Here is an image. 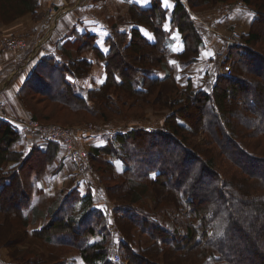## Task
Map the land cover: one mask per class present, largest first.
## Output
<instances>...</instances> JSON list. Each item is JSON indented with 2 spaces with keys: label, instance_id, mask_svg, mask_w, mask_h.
I'll list each match as a JSON object with an SVG mask.
<instances>
[{
  "label": "trees",
  "instance_id": "1",
  "mask_svg": "<svg viewBox=\"0 0 264 264\" xmlns=\"http://www.w3.org/2000/svg\"><path fill=\"white\" fill-rule=\"evenodd\" d=\"M237 1L175 0L170 15L183 44L180 62L188 65L206 43L185 4L192 11L240 5L252 14L251 30L241 34L240 44L227 46L209 91L193 88L192 79L178 87L176 69L167 60L166 11L158 0L148 9L131 5L132 26L112 30L102 47L95 36L84 35L66 62L41 56L18 90L27 120L44 123L56 116L55 109L77 116V123L68 126L74 128L78 148L88 154V173L100 180L106 200L112 193L105 182L112 180L126 185V196L135 193L134 202L111 209L123 237L118 255L127 264H264V0ZM39 6L40 0H0V25L35 15ZM254 43L262 54L245 46ZM133 61L142 70L131 77ZM226 63L230 76L218 70ZM54 71L64 86L61 98L50 99L57 108L36 111L26 89L35 88L37 74L49 77ZM49 84H42L46 91ZM88 118L104 126L88 133ZM98 135L100 144L88 146ZM22 137L18 126L0 118L1 256L8 264H73L75 259L112 264L102 221L106 213L95 205L91 185L71 179V187L52 195L56 191L42 183L69 159L56 140L34 134L28 135L30 147L17 150ZM114 161H120L121 174ZM70 164L77 177L88 174L79 175ZM176 213L186 223L178 221L171 231L161 228L157 216ZM135 231L146 235L148 244L136 239ZM35 241L40 252L33 248Z\"/></svg>",
  "mask_w": 264,
  "mask_h": 264
},
{
  "label": "crops",
  "instance_id": "2",
  "mask_svg": "<svg viewBox=\"0 0 264 264\" xmlns=\"http://www.w3.org/2000/svg\"><path fill=\"white\" fill-rule=\"evenodd\" d=\"M153 1L40 0V6L35 15L27 14L10 25H0V102L6 100L10 104V107L6 110V115L18 114L20 117L22 116L21 118L18 117L19 119L27 120L24 116H27L28 111L19 100L18 90L41 56L49 55L56 60L66 62L67 58L71 56L69 52L75 53V46L79 44L77 38L84 35L95 36L97 44L101 45L109 37L112 30H124L132 26L129 14L131 5L138 6L141 9H148L153 5ZM158 1L161 2L162 8L166 11V21L162 28L169 36L166 39L169 47L168 63L170 57L173 61H179V55L183 51V44L181 43L179 33L171 27L170 16L175 9V0H168V6H165L164 0ZM185 6L192 19L202 28L201 31L206 43V47L204 46V48L199 50L200 54L197 57V61L194 62L195 64L190 63L186 66L188 72L195 69V73H189L185 77L191 78L193 88H196L204 84V82H198L197 80L210 81L214 60L221 53L222 49L225 48V45L227 46L226 43L231 45L232 42H229L228 35L230 33L227 32V27L228 29H238L240 33H245L251 27V16L248 15L246 17L243 7L239 5L232 7L216 6L214 10H207L201 13L193 12L187 4ZM51 7L53 11L47 16ZM240 13L242 14V18L238 20L236 17ZM235 20L236 23H234ZM165 25H168L167 29ZM144 33H147V36L153 40L154 37L151 33ZM15 36H20L29 42L24 52L16 53L3 48V37L14 38ZM65 38H67V41L64 40ZM177 41L181 45V50L175 54L174 44ZM89 53L86 52L84 54L88 55ZM206 53L214 54V56L205 55ZM24 56H26L25 59H23ZM88 58L95 61L92 54H89ZM205 68L208 69L207 75L204 71ZM103 80L104 75H101L99 82ZM94 81L98 82L96 77H94ZM2 119L16 125L11 120ZM145 126L148 125L146 124ZM22 136L21 142L16 145L17 150H25L30 143L28 135L22 134ZM102 140V137L99 135L94 136L91 140L87 141L88 146L98 145ZM116 162L121 167L120 161H114L113 163L116 165ZM66 175L67 172L63 168V171L59 174L49 177L47 182L51 186V189L62 187L63 182L64 185L67 182L65 188L71 187ZM42 185V187L48 190L44 182ZM38 225H40V222L33 228L38 227ZM0 264L8 263L2 257L0 258Z\"/></svg>",
  "mask_w": 264,
  "mask_h": 264
},
{
  "label": "rangeland",
  "instance_id": "3",
  "mask_svg": "<svg viewBox=\"0 0 264 264\" xmlns=\"http://www.w3.org/2000/svg\"><path fill=\"white\" fill-rule=\"evenodd\" d=\"M241 0H238L237 2H240ZM219 7H222V6H227V5H218ZM240 6V5H239ZM243 7V6H241ZM210 8H213V9H210ZM216 8V6H210V7H206V8H196L197 10H194L193 12H197V13H201V12H204V11H207V10H214ZM53 9L52 7L49 9V13L47 16H49L50 13H52ZM243 11H245V16L247 17L248 15L252 16V14L249 12L248 8L246 7H243ZM153 18H154V15H153ZM242 18V14L240 13L236 19H241ZM247 19V18H246ZM251 20H252V17H251ZM166 21V19H165ZM165 21L163 22V25L165 23ZM195 22V21H194ZM236 23V20L235 22ZM251 23V21H250ZM195 24H197L195 22ZM162 25V26H163ZM199 25V24H198ZM263 26H264V23H263ZM227 27V26H226ZM256 27V26H255ZM262 28V27H261ZM251 30V27L249 28V30L247 32H249ZM227 32L230 33L228 36H230L233 32H237L240 34V30H236V29H231L227 27ZM245 32V33H247ZM188 33V32H187ZM243 33V34H245ZM16 38H21L20 36H15ZM169 37V36H168ZM167 37V38H168ZM191 39V38H190ZM167 41V40H166ZM241 41L237 42V43H234V45H238L240 44ZM189 43V42H188ZM227 46L229 45V43H226ZM243 44V43H242ZM244 45V44H243ZM101 47L103 46V44L100 45ZM225 45V48L222 49L221 53L216 57V59L214 60V63L212 65V70H211V78H210V81L209 82H206V80H197L198 82H204V84L201 86V87H196L195 89L201 91V90H205V91H209L210 90V87H211V82H212V78H213V72H216L217 70V67L222 63L224 57L226 56L227 54V47ZM229 46H232V45H229ZM247 47V49H249L251 51V53H258L259 54V45H257L256 43L254 44H246L245 45ZM181 50V45L179 43V41H177L175 44H174V51H175V54ZM261 53V52H260ZM222 54V55H221ZM262 54V53H261ZM26 56L23 57V59H25ZM124 60V59H123ZM122 60V65H125L127 60L125 58V61ZM173 59L170 57L169 59V64L174 66L175 69H176V78H177V85L179 88H183L185 86V84L187 83V80L188 79H191V78H186L185 75L187 76V74H191V73H195V69L191 70L190 72H188L186 70V66L187 65H183L181 64L180 60L177 61L175 60V64L172 63ZM197 61V59H196ZM129 64L132 66L131 68L133 69L132 71L129 70V73L131 74V77H133L134 75H137L139 72H141L140 70L142 69H139V71L134 67V64L135 62H129ZM195 64V63H194ZM219 64V65H218ZM229 65L230 66V63H226L225 65H223L222 67H219L218 70L221 74L224 75L223 73V67ZM216 67V68H215ZM195 68V67H194ZM186 70V71H185ZM205 73L207 75V72H208V69L205 68ZM141 74V73H139ZM138 74V75H139ZM164 74V72H161V75ZM232 75V74H231ZM37 81L34 83L35 88L32 90L30 88H27L26 89V92H25V95H26V99H27V102L29 103L30 106L34 107V109L36 111H40V110H45L44 112L46 111H49L50 109H53L54 107L57 108L54 104L55 103H52L50 101L51 97H60L61 98V91L63 90L64 86L61 85V80H60V77L57 76V73L54 71L52 72V75L50 74L49 77L46 76V73L42 74V75H39L37 74ZM50 78V79H49ZM50 80V81H49ZM48 83L49 86H50V90L46 91V88L45 86H43L42 84L44 85H47ZM63 88H62V87ZM153 96V95H152ZM8 102V101H7ZM9 103V102H8ZM60 108V107H58ZM56 111V116L54 118H50V120L48 121H44L43 124H58V125H61V126H65V127H70L72 128L71 126H68V125H71V124H74V123H77V116L73 115V114H69L67 113L66 110L64 109H55ZM16 116V117H19L21 118L18 114H13V116ZM93 118H88V122L86 125H89V124H95L97 125V127H101V126H104L103 123H93V122H97V121H92ZM71 120L73 122H71ZM70 121V122H69ZM111 120H109L110 122ZM81 122V121H80ZM102 122V121H100ZM85 125V126H86ZM99 125V126H98ZM101 125V126H100ZM86 131V130H85ZM100 131V128L94 132H89L87 131L88 133H96V132H99ZM201 137V136H200ZM39 139H41L39 137ZM38 139V140H39ZM169 143V141L167 142ZM153 144V143H152ZM155 145V144H154ZM132 146V145H131ZM173 146V145H172ZM172 146H168V149H172V150H175V153H178L180 152L178 149H175V147H172ZM25 148V147H24ZM159 150H163V151H166L165 149H163V147L159 146L157 147ZM167 149V150H168ZM89 157V156H88ZM156 158V157H155ZM114 164V163H113ZM187 166H190L188 163H186ZM114 167H115V171L118 173V174H121L123 171H122V167L119 166V163L116 162V165L114 164ZM62 168H64V170L67 172L68 176L66 177L69 181L68 183H70V180L71 179H81V181L84 183V184H90L91 187H92V192H93V199H94V203L95 205L98 206V208H100L104 213H106L103 217H102V221L105 222V225H104V228L106 230V233L108 232V238H107V249H108V254L110 251H112V248H115L116 249V252L119 254V251H118V245L120 244V240H123V237L115 223V218L111 215V213L113 214V212H111V209L113 207L114 204H116L117 206H128V203L127 202H134L133 200V196L135 195V193H127V196H126V190L124 187H126V185H121L120 181L117 179L116 181L112 180L111 182H105V185L108 186L111 190V193H112V200H106V198L104 197L103 193H102V190H100V180L96 181L94 176L92 175H95V173H93L92 175H89V173L85 176H79L77 177L76 175L73 174V167L72 165L70 164V161L68 160H64L63 161V165H62ZM59 171V169H58ZM63 170L61 169L60 172H62ZM93 172V171H92ZM90 181H93V183H91ZM53 183V182H52ZM51 183V184H52ZM67 182H65V185ZM45 186L48 187V190L51 189V186H49L48 182L45 181L44 182ZM65 185H64V182L62 184V187H59V188H54V189H51L53 191H56V192H53L52 195L54 196H58L57 194L59 193V191L63 190L65 188ZM125 190V191H124ZM132 195V196H131ZM126 196V200L124 199ZM116 198V199H114ZM119 198V199H118ZM124 199V200H123ZM110 205H108L109 203ZM113 210V209H112ZM103 213V214H104ZM101 214V213H100ZM182 213H176V214H171L170 216H167V217H164V216H157L158 220H159V225L161 226V228L163 229H166L168 231H171V229H169V227H172V229H176L174 228V226L178 225L177 222L181 220V224H185L187 220H184L183 217L181 216ZM185 215V214H184ZM182 217V219H181ZM121 222V220L119 221ZM123 222H126V221H123ZM179 227V226H178ZM178 231L180 232H183L181 230V228H178L177 229ZM13 231H15V234L13 235H16L18 234V229L17 228H14ZM125 232L127 233L128 231L125 230ZM136 232V231H135ZM0 233H2V228L0 227ZM146 235H143L141 232H136L135 233V238L136 239H143L145 238L144 240V245L145 244H148V237L146 238L145 237ZM82 239L80 240H83V237H80ZM35 244H33V248L34 250L40 252L41 251V247H40V244L38 241H35L34 242ZM73 254H76L75 251H72ZM73 254H69V256H75ZM4 257V255H3ZM2 258V257H0ZM109 259V258H108ZM4 260L8 263V259L6 257H4ZM61 262H62V259H59ZM110 260V259H109ZM108 260V261H109ZM57 262V261H56ZM68 262V261H67ZM110 262L112 264H118V263H115L114 261L110 260ZM65 263V262H63ZM71 263L73 264H81L77 259L75 260H71ZM119 264H127V261L124 260V259H121V263Z\"/></svg>",
  "mask_w": 264,
  "mask_h": 264
},
{
  "label": "built area",
  "instance_id": "4",
  "mask_svg": "<svg viewBox=\"0 0 264 264\" xmlns=\"http://www.w3.org/2000/svg\"><path fill=\"white\" fill-rule=\"evenodd\" d=\"M240 39L241 36L237 32H233L229 36V42L237 43ZM2 45L5 50H12L16 53H21L26 50L29 42L22 38L3 37ZM223 73L226 76H230L232 74L231 67L229 65L223 67ZM8 107H10V104L6 100L0 102V117L14 122L16 126L19 127L22 134H34L41 139L56 140L60 144L62 152L76 166L79 175H84L92 170L88 154L85 150H82L77 146L74 128L58 124H43L35 120H24L19 119L16 116L13 117V115H6ZM99 128L100 127H97L95 124H89L85 126L84 130L94 132ZM108 258L115 263H121V257L118 255L115 248H112V251L109 252Z\"/></svg>",
  "mask_w": 264,
  "mask_h": 264
},
{
  "label": "snow or ice",
  "instance_id": "5",
  "mask_svg": "<svg viewBox=\"0 0 264 264\" xmlns=\"http://www.w3.org/2000/svg\"><path fill=\"white\" fill-rule=\"evenodd\" d=\"M164 4H165V6H168V0H164ZM165 28L167 29L168 25H165ZM105 51H107V49H105ZM205 55H213L214 56V54H210V53H206ZM172 63L175 64V61H172Z\"/></svg>",
  "mask_w": 264,
  "mask_h": 264
},
{
  "label": "water",
  "instance_id": "6",
  "mask_svg": "<svg viewBox=\"0 0 264 264\" xmlns=\"http://www.w3.org/2000/svg\"><path fill=\"white\" fill-rule=\"evenodd\" d=\"M231 45H234L233 43H231Z\"/></svg>",
  "mask_w": 264,
  "mask_h": 264
}]
</instances>
